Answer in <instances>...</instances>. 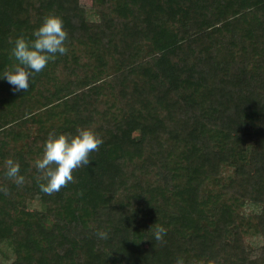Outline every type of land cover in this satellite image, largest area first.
Here are the masks:
<instances>
[{"label":"trees","instance_id":"trees-1","mask_svg":"<svg viewBox=\"0 0 264 264\" xmlns=\"http://www.w3.org/2000/svg\"><path fill=\"white\" fill-rule=\"evenodd\" d=\"M48 13L67 53L0 79V264H264V0H0V44ZM78 127L103 143L43 193L46 137Z\"/></svg>","mask_w":264,"mask_h":264},{"label":"clouds","instance_id":"clouds-1","mask_svg":"<svg viewBox=\"0 0 264 264\" xmlns=\"http://www.w3.org/2000/svg\"><path fill=\"white\" fill-rule=\"evenodd\" d=\"M63 23L58 14L48 13L32 30L31 38L21 34L10 41V54L15 63L0 72V79L7 80L13 91H26L33 74L54 61L57 54L67 53L68 32ZM102 143L103 138L90 127H78L73 133L50 132L42 145L41 154L34 161V167L40 173L37 177L40 190L51 195L69 182H74L73 170L88 165L91 162L90 153L98 150ZM4 169L7 179L16 185L24 184L25 177L20 172L18 160L11 157L5 159ZM0 191L7 193V186H0ZM166 231L164 226H157L155 239L161 240ZM97 236L107 239L108 232L98 231ZM175 264H184L183 258L177 257Z\"/></svg>","mask_w":264,"mask_h":264},{"label":"rangeland","instance_id":"rangeland-1","mask_svg":"<svg viewBox=\"0 0 264 264\" xmlns=\"http://www.w3.org/2000/svg\"><path fill=\"white\" fill-rule=\"evenodd\" d=\"M79 1L82 5L85 6H89L91 4V0H79ZM11 47H12L11 43L0 44V63L2 62L1 64L4 66V68L8 65L11 66L12 64L15 63L14 58L10 54ZM254 104H257L256 100L254 101ZM262 108H263L262 105H258L257 110L261 112L263 110ZM250 115L253 116L252 113ZM257 118H254V116L252 117L253 121L255 122H257L256 120H258ZM17 123H19L18 128H20L25 133L24 135L31 134L32 131L31 125L29 122H27L26 119H24V117L22 119H18ZM33 206H37V207L39 206L36 200L30 203V207ZM245 241H246L245 243L247 250L251 252V255L254 258L257 259L260 256H264V248L257 247L256 242L254 241L253 238L246 237Z\"/></svg>","mask_w":264,"mask_h":264}]
</instances>
